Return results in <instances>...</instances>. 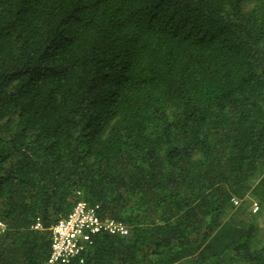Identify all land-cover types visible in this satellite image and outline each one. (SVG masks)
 Masks as SVG:
<instances>
[{
  "label": "trees",
  "instance_id": "1",
  "mask_svg": "<svg viewBox=\"0 0 264 264\" xmlns=\"http://www.w3.org/2000/svg\"><path fill=\"white\" fill-rule=\"evenodd\" d=\"M80 198L74 264H264V0H0V264Z\"/></svg>",
  "mask_w": 264,
  "mask_h": 264
},
{
  "label": "built area",
  "instance_id": "2",
  "mask_svg": "<svg viewBox=\"0 0 264 264\" xmlns=\"http://www.w3.org/2000/svg\"><path fill=\"white\" fill-rule=\"evenodd\" d=\"M78 195L81 196L79 193ZM231 203L234 207H239L242 201L232 198ZM250 210L256 214L259 211L258 204L252 201ZM5 229L6 225L0 222V234ZM32 229L41 230L40 222L32 226ZM49 231L50 254L46 264H74L83 262V256L93 247L96 236L102 234L125 236L129 229L121 221L102 217L99 206H91L80 198L70 213Z\"/></svg>",
  "mask_w": 264,
  "mask_h": 264
},
{
  "label": "rangeland",
  "instance_id": "3",
  "mask_svg": "<svg viewBox=\"0 0 264 264\" xmlns=\"http://www.w3.org/2000/svg\"><path fill=\"white\" fill-rule=\"evenodd\" d=\"M248 200H249L250 202L253 201V202H256V203L258 204V202H257L256 199H252V201H251L250 198H249ZM258 206H259V204H258ZM248 209H249V207H248ZM257 214H259L258 217H257L259 223L261 224V226H264V208L261 209L260 206H259V211L256 213V215H257Z\"/></svg>",
  "mask_w": 264,
  "mask_h": 264
}]
</instances>
